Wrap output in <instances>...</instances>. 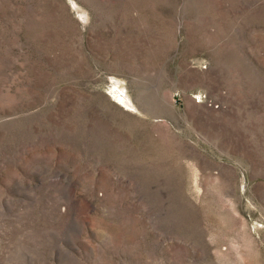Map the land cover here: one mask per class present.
Segmentation results:
<instances>
[{
  "label": "rangeland",
  "instance_id": "rangeland-1",
  "mask_svg": "<svg viewBox=\"0 0 264 264\" xmlns=\"http://www.w3.org/2000/svg\"><path fill=\"white\" fill-rule=\"evenodd\" d=\"M0 264H264V0H0Z\"/></svg>",
  "mask_w": 264,
  "mask_h": 264
}]
</instances>
